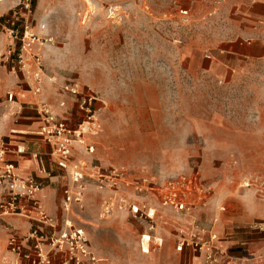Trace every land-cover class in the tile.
<instances>
[{
    "label": "rangeland",
    "instance_id": "rangeland-1",
    "mask_svg": "<svg viewBox=\"0 0 264 264\" xmlns=\"http://www.w3.org/2000/svg\"><path fill=\"white\" fill-rule=\"evenodd\" d=\"M28 1L30 12L24 9ZM251 1L0 0V7H13L0 14V71L15 75L20 89L59 97L65 103L60 116L74 128L83 124L86 143L96 147L86 154L85 173L96 175L93 161L103 171L124 169L130 179L160 186L179 175L197 178L207 199L192 213L165 208L170 212L164 215L153 194L138 197L133 190L128 197L157 209L158 234L169 232L167 221H176L175 235L195 220L198 235L216 234L226 250L230 215L247 213L253 203L264 215V61L236 76L205 70L239 38L243 6ZM12 28L17 38H11ZM72 85L79 86V96L66 91ZM14 90L0 97V133ZM89 97L95 98L91 124L79 110ZM95 186L86 182L84 203L70 214L61 190L56 229L72 222L110 263L111 254L116 264L150 263L155 254H143L141 242L151 222L120 211L102 220L108 193ZM256 222L264 244V218ZM233 228L247 226L234 222ZM178 237L167 244L175 247ZM180 259L184 264L188 256Z\"/></svg>",
    "mask_w": 264,
    "mask_h": 264
},
{
    "label": "crops",
    "instance_id": "crops-1",
    "mask_svg": "<svg viewBox=\"0 0 264 264\" xmlns=\"http://www.w3.org/2000/svg\"><path fill=\"white\" fill-rule=\"evenodd\" d=\"M243 7H246V9L243 16L240 17V21L245 25V29L241 31L237 40L230 41L228 47L223 49L222 53L224 56L221 58L222 61L220 60L223 63L218 61L219 63L211 62L209 64V70L206 69L205 71L210 75H216L217 73L218 75H242L248 71L250 65L264 61V0H252ZM12 8L0 7V14L3 15ZM13 89H15V99L10 95L13 99L12 103L7 105V108H11V110H9V117L3 124L0 142L8 147L7 160L15 165L17 173L22 177H34L42 185L43 188L37 196L42 211L52 221H47L45 224L40 223V213L37 210L20 207V212L8 213L0 208V264H33L32 262L37 259L35 254L37 245L44 252H48L51 249L50 245L45 242L51 233L50 225L55 226L54 220L59 217L63 202L61 190L68 186L65 184L68 183L70 169H63L57 165L51 157L53 146L40 135L45 122L39 116L37 107L44 103L49 104L48 106L53 112L62 117L60 116L63 113L60 98L54 95L52 97L50 94L47 96L46 94L37 95L39 93H36V90L34 93L31 90L20 89V87H17L15 75L3 74L0 71V97L5 96L6 93ZM228 130L233 131L234 129L230 127ZM3 139L5 141H2ZM73 145L72 164L85 166V161L88 159L86 151L77 143ZM91 162V164L95 165L92 170H94L93 168H99L97 164L93 161ZM86 174L89 175L88 173ZM261 209L262 205L253 203L247 213L228 217L227 220L231 222V228L228 229L230 238L226 249L228 250V255L221 257L218 264H264V244L261 240L262 229L259 227L262 224L256 222L257 217L264 218ZM161 212L165 215L170 211L164 207ZM172 222H165L167 227H165L164 231H169L168 233L158 234L155 231L156 236L164 238L165 244L161 249L151 245V251L146 255L152 253L155 255L153 258L150 257V263L145 262L144 264H183L180 259L182 254L188 256V260H185L184 264H200L202 262V258L198 257L193 251L186 250L184 253H179L176 246L174 247L171 243L167 244L172 236L190 237L200 232L201 229L195 224V220L187 222V225L180 226L178 230L181 232L175 235L170 232L175 227L174 222L176 221ZM234 222L246 225L247 229L235 231L233 228ZM248 227L253 228V230ZM36 229H40L41 233L31 238L32 232ZM12 237H17L21 240L24 246L23 253L30 255V260L20 257L9 249L8 243ZM25 238L28 242L24 240ZM92 252L99 260V263L96 264L117 263V255L115 256V254H111L113 261L110 263L102 250L96 249L95 252L93 250ZM52 264H62L61 257L53 256ZM87 264L91 263L88 262Z\"/></svg>",
    "mask_w": 264,
    "mask_h": 264
},
{
    "label": "built area",
    "instance_id": "built-area-1",
    "mask_svg": "<svg viewBox=\"0 0 264 264\" xmlns=\"http://www.w3.org/2000/svg\"><path fill=\"white\" fill-rule=\"evenodd\" d=\"M30 2L24 7L30 12ZM20 17H14L13 26L19 22ZM11 38H17L18 30L8 29ZM22 57V56H21ZM66 91L73 96H79L78 85L66 87ZM40 93V89H36ZM95 98L84 99L79 106V110L84 114V123L91 124L95 122L96 112L94 110ZM65 106V103H62ZM39 116L44 119L45 125L40 131L46 141L53 146L51 157L57 165L63 169H70V185L64 190V212L70 214L75 206L82 205L86 196V182L92 180L99 191L108 193L103 200L99 217L107 219L115 212L120 211L135 217H141L151 222L148 234L142 236L141 250L145 254L151 251L153 244L161 249L165 240L163 237L155 235V219L157 209L149 207L146 203H140L136 199L128 197V192L133 191L136 196L153 194L158 197L162 207L169 208L177 213H192L197 207L203 205L207 199V193L199 180L192 175H179L158 185L142 179L136 181L130 179L129 174L124 169H110L103 171L93 168L96 175L85 173L83 165L72 164L74 143L85 147L86 153L93 155L96 152L94 144H87L85 133L81 130V124L78 128L70 125L69 120L59 117L47 104H41L37 107ZM9 154L8 147L0 142V208L8 213L20 212L19 208H29L37 210L40 213V223L45 224L52 221L42 209L38 199V193L42 190V185L34 177H22L17 173L13 163L7 160ZM65 227L57 230L56 226L50 225L51 233L48 236V245L51 249L44 252L38 245L35 247L36 261L33 264H52L53 256H60L62 264H91L99 263L91 249L90 240L83 229L75 227L72 222L65 220ZM40 229L32 232L31 238L38 236ZM28 239V238H27ZM26 242V238L24 239ZM223 239L210 232L205 236L193 234L190 237L180 236L177 239L176 249L179 253L186 250L193 251L198 257L202 258L200 264H218L221 257L228 255L227 250L221 245ZM9 249L20 257L30 260L31 256L23 253V244L17 237L9 240Z\"/></svg>",
    "mask_w": 264,
    "mask_h": 264
},
{
    "label": "bare ground",
    "instance_id": "bare-ground-1",
    "mask_svg": "<svg viewBox=\"0 0 264 264\" xmlns=\"http://www.w3.org/2000/svg\"><path fill=\"white\" fill-rule=\"evenodd\" d=\"M84 128H85V127H84ZM84 128H83V129H84ZM84 130H85V129H84ZM247 186L250 187L249 185H247Z\"/></svg>",
    "mask_w": 264,
    "mask_h": 264
}]
</instances>
